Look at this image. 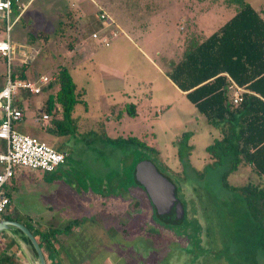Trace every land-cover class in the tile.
Returning <instances> with one entry per match:
<instances>
[{
	"label": "rangeland",
	"instance_id": "1",
	"mask_svg": "<svg viewBox=\"0 0 264 264\" xmlns=\"http://www.w3.org/2000/svg\"><path fill=\"white\" fill-rule=\"evenodd\" d=\"M28 1L19 0L27 8L12 31L17 30L16 38L24 44L13 43L16 64H27L31 79L55 76L59 67H66L81 90L83 102L75 114L81 124L80 130L56 135L52 141L55 137L46 131L51 116L45 125L35 118L46 113L48 94L57 86L27 97L25 116L15 123L16 129L55 148L68 141L60 150L69 158L53 172L18 169L8 187L11 202L0 219H28L45 230L86 217L69 235L61 236V264H264L263 251L250 241L242 199L222 184L228 165H208L205 148L218 137L217 130L166 74L169 61L181 55L187 30L180 12L165 9L151 14L161 21L145 28L142 13L127 10V0ZM210 1H220V8L226 0ZM247 1L258 9L264 6V0ZM98 6L114 21L109 31L118 32L108 46L92 37L103 24ZM222 21L201 17L204 28L197 32L206 36ZM0 39H5L1 19ZM81 44L87 46L88 59H81ZM99 61L125 74L124 81L107 80L98 71ZM126 99L140 100V115L111 117L109 105ZM75 124L76 120L69 122L68 127ZM103 133L113 138L137 136L158 150L142 154L174 183L185 218H154L142 189L129 187L137 152L132 145L104 142ZM253 177L248 167L240 166L227 180L241 185ZM7 241L6 236L1 238L3 244Z\"/></svg>",
	"mask_w": 264,
	"mask_h": 264
},
{
	"label": "trees",
	"instance_id": "2",
	"mask_svg": "<svg viewBox=\"0 0 264 264\" xmlns=\"http://www.w3.org/2000/svg\"><path fill=\"white\" fill-rule=\"evenodd\" d=\"M225 3L235 5V15L207 37L198 33L195 25H187L181 55L178 60L169 61L166 74L185 92V97L207 122L218 130L220 137L205 148L210 159L208 165H228L222 174V184L242 199L250 241L258 245L264 254V18L246 0H226ZM12 12L13 17L18 15L16 0H12ZM1 68L0 58V72ZM27 68V64L16 65L13 77L26 79ZM230 80L244 89L239 104L234 105L230 100ZM54 86H57L56 91L50 92L46 100V113L51 116L46 131L53 135H70L76 131V124L70 129L68 123L74 121L73 111L78 103L83 102L80 99L82 94L68 69L63 66L57 70L54 80L42 90L49 91ZM21 94V99L15 102L17 107H22V98L31 93L21 90ZM135 110L133 103L126 104L122 109L123 113L132 117L136 115ZM103 141L117 147H134L138 159L131 169L129 187L138 186L150 200L139 182L138 170L143 162L149 161L145 160L142 151L147 150L154 155L158 150L137 136L113 138L103 133ZM5 147V141H0V151ZM240 166L248 167L253 179L241 185L230 184L227 176ZM14 178L15 174L8 187L13 184ZM7 193L12 199L8 188ZM150 204L154 218L161 220L151 200ZM9 219L22 222L34 234L47 264H61L58 259L59 247L64 246L61 236L69 235L87 220L86 217L74 218L64 226L49 225L43 230L37 222L28 219ZM11 247L0 253V264H24L13 254L16 244L13 243Z\"/></svg>",
	"mask_w": 264,
	"mask_h": 264
},
{
	"label": "built area",
	"instance_id": "3",
	"mask_svg": "<svg viewBox=\"0 0 264 264\" xmlns=\"http://www.w3.org/2000/svg\"><path fill=\"white\" fill-rule=\"evenodd\" d=\"M98 13V18L103 24L93 32L92 37L98 38L102 45L108 46L111 39L118 36V32L109 31L110 28L115 27L114 21L100 6H98ZM18 17V15L13 17L12 0H0V19L5 24L6 33V38L0 40V58L3 64L0 72V139L6 143L5 149L0 151V218L11 202L7 188L18 169H41L45 172H53L65 163L66 158L65 153L58 151L45 141L14 127V124L25 116L23 108L15 105L21 90L39 94L42 88L55 77L54 75H39L33 79L13 77L14 67L17 65L16 48L11 42L10 33ZM21 61L27 60L21 59ZM228 90L232 104H239L244 89L230 80ZM49 118L47 113H43L36 117L35 121L45 125Z\"/></svg>",
	"mask_w": 264,
	"mask_h": 264
},
{
	"label": "crops",
	"instance_id": "4",
	"mask_svg": "<svg viewBox=\"0 0 264 264\" xmlns=\"http://www.w3.org/2000/svg\"><path fill=\"white\" fill-rule=\"evenodd\" d=\"M16 1H17L18 16L21 17L23 15V13L25 12L27 6L24 4V7H21L20 4H18L19 0H16ZM131 1L132 0H128L129 3L126 5V7L128 9L127 8L126 9L130 10V12L132 11L134 13H142V17L144 18V21H145V23L143 22L145 28L149 24H151L153 21H155V20L161 21L157 17L151 16V14L157 16L159 13H162V11H165V9L166 10H173L174 9L176 11H179L180 12L179 16H180V21L181 22H185L186 23V21H187V25H191V26L195 25V28H197V29L199 28L201 30L204 28L201 24H199V20H200L201 17L202 18H208V19L223 18L222 23L219 26L214 27V29L210 30L206 34V37L209 36L210 34H212L217 29H219L224 23H226L230 18H232L235 15V13H236V7L233 4L230 5V4L224 3V5H222V7L220 6V8H219V5L221 4L220 1H215V2L210 1V0H151L150 2H148V0H134V2L133 1L131 2ZM29 2H31V0H29L28 3ZM247 2H249V1H247ZM163 3L167 4L168 8H167V5H163ZM211 3L214 6H211ZM161 6H162V8H161ZM255 9L259 10L261 16L264 18V6H261V8H259V9L258 8H255ZM147 16H148V18L145 20V18ZM19 17H18V20L21 19ZM15 24H14V26H15ZM14 26H13V28H14ZM13 28H12L11 33H10V38H11L12 44L15 43V45H18V47H23L24 46L23 42L18 41V39L16 38V33L15 32H17V30L12 32ZM183 28L184 27H182V26L180 27L181 30ZM12 34H13V38H12ZM5 38H6V33H5ZM0 40H4V39H0ZM80 47L83 48L81 50L82 55H83V56L81 55V59H84V60L88 59V54H86L87 51H88L86 49L87 46H84V44H81ZM73 51L74 50H70V52H73ZM71 58H73V56H71ZM97 68H98V71L100 73H102L104 76H107V80L111 79L113 82H118L119 83V82H123L124 79L126 78L125 74H122L116 67H112L111 65H107L106 63H103L101 61H99L97 63ZM174 86L177 89H179L175 84H174ZM77 89H78V87H77ZM79 91H81V90H79ZM182 92L185 95V92L184 91H182ZM124 94H125V92H124ZM21 95L22 94L20 92V95L18 96L20 99H21ZM31 95L33 96L34 94H31ZM26 102H27V97L22 101V108L24 109L23 110L24 115H25V107H23V104H25ZM128 103L135 104V107H136V110H135L136 115H135V117L139 116L140 115V111H139L140 100L137 99L136 102H132V101H129V100L126 99V101L122 100L120 102L113 103V104L109 105L110 109H108V110H110L111 117H118L119 118L120 116L124 117V115H127V113H123L122 109ZM76 106H75L74 111H73V118H74V120H76V129L80 130V129L77 128L78 127L77 125L81 124L80 123V119L81 118H79L80 116L79 117L75 116V114H76ZM113 109L117 110L115 115L113 114L114 113ZM84 110H86V111L88 110L87 109V104L84 106ZM86 111H85V113H86ZM83 118H82V121H83ZM21 121H19V122H21ZM16 123H18V122H16ZM103 125H104V123H103ZM14 127H15V124H14ZM213 128L215 130H217L215 127H213ZM15 129H16V127H15ZM104 129H105V127H104ZM217 133H218V137H220V134H219L218 130H217ZM48 134H50V133H48ZM50 135H51V137H55L54 139H51L52 141L56 139V135H53V134H50ZM57 136H59V135H57ZM60 136H63V135H60ZM215 138H217V137H215ZM0 141H2V140H0ZM67 143H68V141L66 143L62 142L60 145H58V147L56 146V148L55 147L54 148L59 151L60 147L66 146ZM60 151L65 153L66 157H67V155H68L67 151H65V150H60ZM68 158L69 157H67L66 160ZM4 236L7 237L8 241L6 243L4 242V244H3L1 242V238H3ZM13 243H15L16 246H17L14 249L13 254H15L19 258V260L25 264L26 258L24 256L23 252L21 251V249L19 248V246L17 245V243L13 240V238L6 232L0 233V253L2 251H4L6 248L7 249L12 248L11 245Z\"/></svg>",
	"mask_w": 264,
	"mask_h": 264
},
{
	"label": "water",
	"instance_id": "5",
	"mask_svg": "<svg viewBox=\"0 0 264 264\" xmlns=\"http://www.w3.org/2000/svg\"><path fill=\"white\" fill-rule=\"evenodd\" d=\"M143 164V165H142ZM138 170L139 182L145 188L161 220L184 216V207L176 195V186L152 161L143 162ZM8 233L23 252L28 264H47L34 234L20 221L0 220V233Z\"/></svg>",
	"mask_w": 264,
	"mask_h": 264
}]
</instances>
